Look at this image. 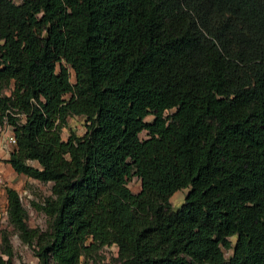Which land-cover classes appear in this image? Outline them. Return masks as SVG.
Returning <instances> with one entry per match:
<instances>
[{"label": "trees", "instance_id": "1", "mask_svg": "<svg viewBox=\"0 0 264 264\" xmlns=\"http://www.w3.org/2000/svg\"><path fill=\"white\" fill-rule=\"evenodd\" d=\"M5 117L6 161L52 182L45 230L6 186L39 264L113 243L119 264H264V0H0ZM0 246L13 264L4 227Z\"/></svg>", "mask_w": 264, "mask_h": 264}, {"label": "rangeland", "instance_id": "2", "mask_svg": "<svg viewBox=\"0 0 264 264\" xmlns=\"http://www.w3.org/2000/svg\"><path fill=\"white\" fill-rule=\"evenodd\" d=\"M19 2L21 0H15ZM72 79H74V71L71 69ZM3 93H10V88H6ZM153 115L146 117L151 120ZM86 131V119L81 115H73L68 117V122L61 129V135L66 139L71 132L78 135L84 134ZM4 180L0 183V203L3 207L6 203V186L16 188L22 196V202L27 210V221L32 227H39L43 230L48 228L49 217L46 212L36 206L33 201L41 203L44 197L51 193V181H41L39 179L27 176L26 174L17 173L14 169H4ZM129 187L134 191L141 188V179L138 176H133L129 182ZM188 188H181L176 190L170 197L173 209L180 208L185 202V196ZM3 227L8 230L10 242L13 247L14 257L13 264H39V256L36 253L34 245L24 242L21 237L14 231L10 223H4ZM236 237L231 236L234 243ZM2 246H0V253H2ZM226 257L232 253V249H225ZM6 257V255H5ZM80 264H119L118 246L117 244H105L97 250L91 251L82 255Z\"/></svg>", "mask_w": 264, "mask_h": 264}, {"label": "built area", "instance_id": "3", "mask_svg": "<svg viewBox=\"0 0 264 264\" xmlns=\"http://www.w3.org/2000/svg\"><path fill=\"white\" fill-rule=\"evenodd\" d=\"M21 116V120L24 119L23 113H16ZM17 143V137L14 131V126L8 122L7 117H5L3 124L0 125V165L3 164V160L7 159L13 150L15 144ZM5 175L2 169H0V183L4 180ZM22 200L21 193H19ZM6 203L3 207V204L0 203V227H3L4 223L8 222V199L6 194ZM9 223V222H8ZM3 257L5 255L3 254Z\"/></svg>", "mask_w": 264, "mask_h": 264}, {"label": "crops", "instance_id": "4", "mask_svg": "<svg viewBox=\"0 0 264 264\" xmlns=\"http://www.w3.org/2000/svg\"><path fill=\"white\" fill-rule=\"evenodd\" d=\"M0 154H1V152H0ZM9 167L13 169V167L11 166V164L9 162H7L6 159H4L3 160V164L0 165V169H2V171L4 172V169L5 170H8Z\"/></svg>", "mask_w": 264, "mask_h": 264}]
</instances>
